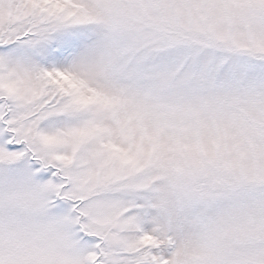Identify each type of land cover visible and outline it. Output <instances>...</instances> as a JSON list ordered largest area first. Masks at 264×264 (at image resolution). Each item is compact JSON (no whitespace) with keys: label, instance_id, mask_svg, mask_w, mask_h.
Masks as SVG:
<instances>
[{"label":"snow or ice","instance_id":"obj_1","mask_svg":"<svg viewBox=\"0 0 264 264\" xmlns=\"http://www.w3.org/2000/svg\"><path fill=\"white\" fill-rule=\"evenodd\" d=\"M0 264H264V0H0Z\"/></svg>","mask_w":264,"mask_h":264}]
</instances>
